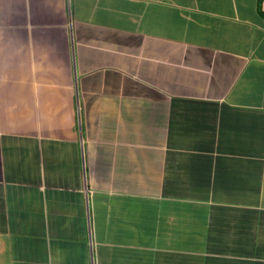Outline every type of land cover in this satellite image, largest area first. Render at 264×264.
I'll use <instances>...</instances> for the list:
<instances>
[{"label": "crops", "instance_id": "obj_1", "mask_svg": "<svg viewBox=\"0 0 264 264\" xmlns=\"http://www.w3.org/2000/svg\"><path fill=\"white\" fill-rule=\"evenodd\" d=\"M263 30L234 0H0V264H264V160L221 169L264 147Z\"/></svg>", "mask_w": 264, "mask_h": 264}, {"label": "rangeland", "instance_id": "obj_2", "mask_svg": "<svg viewBox=\"0 0 264 264\" xmlns=\"http://www.w3.org/2000/svg\"><path fill=\"white\" fill-rule=\"evenodd\" d=\"M165 1V0H161ZM202 8L204 11L210 10L214 11V7L211 5H207L206 3H202ZM216 12V11H215ZM218 16L221 17L224 13L222 12H216ZM225 15V14H224ZM227 19L229 18V15H225ZM222 21H228V20H222ZM264 32V30H263ZM252 129L250 132V139L255 140L257 138L263 139L264 137V115L263 114H252ZM252 143V142H250ZM262 143V142H261ZM261 143H255L253 144V152L252 156L245 157L242 154L239 155L238 159L234 158H228L222 161L221 169L225 171L224 175L227 178H233L238 182H245L246 179L253 173H256V169L258 167V164H261V161L264 160V147ZM242 148L244 149V145H242ZM189 194L193 196V199L195 200H208V197H210L212 194L209 193V189L202 188V189H191ZM213 197H218L220 194H213ZM194 238L198 240V235H194Z\"/></svg>", "mask_w": 264, "mask_h": 264}, {"label": "clouds", "instance_id": "obj_3", "mask_svg": "<svg viewBox=\"0 0 264 264\" xmlns=\"http://www.w3.org/2000/svg\"><path fill=\"white\" fill-rule=\"evenodd\" d=\"M234 2L237 4L238 6V9H241L242 6L244 5H248L249 7L252 8L253 12L256 13L257 15H262L264 16V0H234ZM200 12L195 16L197 18H200V19H208L205 14L207 11H204V9L202 8V6H200V8L198 9ZM217 18L218 14L215 12V11H211ZM222 20H230L229 18L227 19V17L223 14L221 15L220 17ZM78 75L76 74L75 75V83H76V95L80 97V92H79V85H78ZM197 104L195 105H189V102L188 101H173L172 102V110H173V121L177 115V110L180 109V108H185V107H191V106H207V107H218L220 105H215V104H212V103H206V102H195ZM79 115H80V118H79V122L77 121L78 123V127L80 130H84V112H83V108L81 110V113L79 112ZM173 123V122H172ZM217 129H211V134H214V132L216 131ZM165 172H166V179H165V189L167 191V193L169 195H172V196H177L178 193L180 192V187L177 183V177H176V174L171 171L170 169L169 170H166L165 169ZM86 180H87V176L85 174V183H86ZM191 189H195V188H189V192ZM90 245L92 247V239L90 241ZM20 263H22L21 261H19Z\"/></svg>", "mask_w": 264, "mask_h": 264}, {"label": "trees", "instance_id": "obj_4", "mask_svg": "<svg viewBox=\"0 0 264 264\" xmlns=\"http://www.w3.org/2000/svg\"><path fill=\"white\" fill-rule=\"evenodd\" d=\"M188 102H189V105H195V104H197V103L191 102V101H188Z\"/></svg>", "mask_w": 264, "mask_h": 264}]
</instances>
